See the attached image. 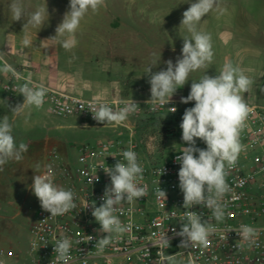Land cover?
<instances>
[{"label": "clouds", "instance_id": "1", "mask_svg": "<svg viewBox=\"0 0 264 264\" xmlns=\"http://www.w3.org/2000/svg\"><path fill=\"white\" fill-rule=\"evenodd\" d=\"M188 3L190 6L182 14L180 27H184L190 37H182L181 55L176 58L175 63L171 59L165 61L166 69L153 72V67L159 63L154 61L153 66H149L145 71L150 84V98L145 103L152 104L153 110L156 106L164 107L169 104L177 90L189 81L191 73L206 68L213 61L211 34L198 30V25L202 18L217 7V0H195V2L190 0ZM104 5L105 0H69L68 10L55 29L56 34L43 41L55 42L57 38H63L60 41L62 47L70 51L78 43L76 32L81 21L90 10L93 13L98 12ZM9 10L13 21H25L23 29L28 26L41 29L49 20L47 3L29 13L25 9L23 0H12ZM31 43L29 38L23 39L24 46H31ZM0 71L12 72L14 76H18L15 69L6 62ZM252 83L243 69L226 62L219 74L211 76L205 72L198 81L192 80L189 94L187 97H181V103L188 104L193 101L195 103L193 107L184 111L180 128L182 141L187 146H183L180 152L182 154L175 158L180 164L179 188L183 193V207L186 209L181 230L175 233L183 238L179 244L180 248H207L210 244L209 237L218 231L210 220H202L200 214L189 209L194 206L205 207L210 210L211 217L218 223L223 222L225 218L227 202L224 196L231 191L226 181L227 169L234 167L243 151L240 133L252 112L241 93L248 92ZM30 84L29 76L28 82L18 89L19 94L24 97L23 103H18L14 107L7 104L12 113L20 114L26 106L36 108L43 106L47 88L43 85L30 86ZM120 103L123 107L114 108L105 102H99L90 105L89 110L92 118L98 123L120 125L140 108L132 98L122 100ZM169 110L171 113L177 111L175 107ZM198 139L206 144V148L197 147ZM27 151L26 143L20 142L17 145L13 135V125L8 116L4 115L0 118V171L9 161L22 160L23 153ZM121 155L123 162L117 160L112 167H101L110 177V185L105 187L104 195L101 197L103 203L99 207L95 202L91 205V214L100 225L97 231L107 234L97 240L95 247L98 253H103L104 249L113 242L114 235L122 236L132 229V224H123L115 214L117 206L124 202L133 204L148 195L147 185L141 184L144 168L138 161L137 153L129 147L128 150L122 151ZM39 168L40 166L37 165V170ZM164 173L163 168L159 170L160 176ZM32 179L31 191L39 200L41 208L49 212L50 216H62L77 207L74 202L76 198L74 190L54 183L51 166H47L45 172L35 174ZM93 179L98 181L99 177L94 175L90 183ZM156 196L163 201L167 199L166 192L160 187L156 190ZM88 206L86 204L85 208ZM233 230L241 237L240 241L249 246L256 245L259 232L264 231L247 224H241L238 229H228V232ZM91 240L93 237L88 236V241ZM75 243L79 244L80 241ZM157 243L162 248L170 245L165 233L160 235ZM72 245L73 241L66 235L56 239L54 252L57 254V264H69L72 260L70 254ZM32 247L35 250L39 249L36 241L32 242ZM181 255V253L164 255L161 251L158 253L159 264H184L182 259H177ZM0 264L3 262L0 261Z\"/></svg>", "mask_w": 264, "mask_h": 264}, {"label": "built area", "instance_id": "2", "mask_svg": "<svg viewBox=\"0 0 264 264\" xmlns=\"http://www.w3.org/2000/svg\"><path fill=\"white\" fill-rule=\"evenodd\" d=\"M15 72L18 76L10 72L8 82L3 84L5 91L12 95L19 94L18 89L28 82L21 71L15 69ZM39 85L41 84L31 80L30 86ZM187 95L174 94L169 104L164 107L156 106L155 110L152 104L145 103L146 100L133 99L140 108L124 123L96 125L97 128H108L117 133V139L98 138L95 144H77L76 162L72 163L54 148L49 165L54 174V183L74 190L77 207L65 215L52 217L41 208L39 202L35 219L30 226L28 257L24 260L17 259L12 264H57L54 244L61 235H66L73 241L70 252L72 260L69 264H159L158 253L161 251L164 255L181 253L178 258L184 264H264V231L259 232L256 245L252 246L242 243L241 237L234 230L228 232V229H238L241 224L264 229V104L256 100H246L252 112L240 133L243 151L234 167L227 169L226 181L231 191L224 196L227 207L223 222L215 221L209 209L194 206L189 210L200 214L202 220H210L218 231L209 237L210 244L207 248L179 247L183 238L175 233L181 230L186 209L183 207V193L179 188L180 164L175 158L182 153L179 150L170 157L161 156L159 144L162 140L158 136L147 134L145 121L139 117L178 115L182 105L194 106V101L181 103V97ZM122 100L128 99H81L47 88L44 104H47L49 112L56 117H80L97 122L92 118L90 105L105 102L114 108L123 107L120 103ZM171 107H175L177 111L171 113ZM132 118H136V122L133 123ZM174 130L175 133L176 129ZM202 144L206 146L203 142ZM129 147L137 153L138 161L144 168L141 184L147 185L148 195L133 204L124 202L117 206L115 214L123 224H132V229L122 236L114 235L113 242L103 253H98L95 247L97 240L107 234L97 231L100 225L91 214V205L95 202L99 207L103 203L101 197L105 187L110 185V177L101 167H112L117 160L123 162L121 153ZM162 168L165 173L160 176L159 170ZM46 170L47 168L42 173ZM94 175L99 179H93L90 183ZM158 187L166 192L165 201L157 198ZM86 204L89 205L87 208ZM162 233L169 239V247L162 248L157 243ZM88 236H92L93 240L88 241ZM33 241L37 242L38 250L33 249ZM0 261L9 264L2 251Z\"/></svg>", "mask_w": 264, "mask_h": 264}, {"label": "crops", "instance_id": "3", "mask_svg": "<svg viewBox=\"0 0 264 264\" xmlns=\"http://www.w3.org/2000/svg\"><path fill=\"white\" fill-rule=\"evenodd\" d=\"M11 3L12 0H0V62L21 71L28 79L30 76L32 81L70 97L104 101L148 100L150 84L146 69L153 66L154 61L159 63L153 67V72L166 69L164 62L168 59L175 63L181 55L182 37H190L187 30L180 27L182 15L175 13L173 8L163 10V0H153V3L139 0L132 6L125 5L123 0H105L96 15L121 20L105 24L95 21L94 15L89 19L85 16L76 32L78 43L68 51L60 42L63 38H57L55 42L43 41L56 34L55 29L61 21L46 22L41 29L32 26L23 29L24 20L13 21L9 10ZM246 15L248 12L240 9L229 15L216 11L213 16L209 12L202 18L198 30L211 34L214 44L225 47L224 53L213 58L215 66L212 70L210 64L191 73L189 81L175 94H189L192 80L198 81L205 72L215 76L226 62H231L253 81L250 90L241 93L245 101L257 102L260 97L264 98L260 80L261 73H264V59L250 46L259 36L260 28L258 23L247 20ZM229 29L238 33L225 40L223 35ZM119 30L133 31L135 37L119 36ZM262 36L264 39V33ZM25 37L30 39L31 46L23 45ZM131 46H138L137 55L132 54ZM228 46L233 47V53L226 50ZM6 76L8 82L10 72L5 73ZM41 125L47 130L75 127L70 121L59 119ZM79 127L83 128V125Z\"/></svg>", "mask_w": 264, "mask_h": 264}, {"label": "rangeland", "instance_id": "4", "mask_svg": "<svg viewBox=\"0 0 264 264\" xmlns=\"http://www.w3.org/2000/svg\"><path fill=\"white\" fill-rule=\"evenodd\" d=\"M123 1L127 6H132L134 2L139 3V0ZM150 1L153 3V0H146L148 3ZM188 2L190 0H163L161 7L166 11L168 8H173L175 13L179 12L178 15H182L190 6ZM191 2H195V0H191ZM45 3H47L49 12V20L47 23L62 21L64 13L68 10L69 0H29V5L27 4V0H23L25 9L29 13L35 11L38 7L45 6ZM158 5L154 6L158 7ZM240 9H245L248 12V15H246L247 20L250 22L253 20L259 25L260 34L253 39L254 43L250 46L253 48V51L264 59V39L262 36L264 33V0H217V7L210 12H212L213 16L216 11L218 13L220 11L227 12L229 15ZM96 14H92L90 10L86 15V19L94 15L95 21H101L105 24L107 22H118V20H121H113V18H107L106 15L100 16ZM237 33V30L229 29L224 33L223 38L227 40ZM117 35L127 38L135 37L134 32L130 30H119ZM214 42L215 40L212 39L213 58L217 55H223V50H225V47H219ZM129 48L133 55H137L138 46H131ZM226 50L233 53L234 49L228 46ZM3 59L6 61L5 57ZM213 63L210 66L211 70L215 66ZM3 66L4 62H0V68ZM262 71L264 72V70ZM7 76L5 77V73L0 71V118L4 115L8 116L9 121L13 125V135L17 145L20 142L28 145V151L23 153L22 160L18 162L11 160L0 171V251L4 253L8 263L12 264L17 259L24 260L28 257L30 226L35 219L39 206V200L31 191L30 186L33 182V176L35 174H41L50 165V154L52 150L56 148L64 157H68L69 161L73 163L77 161V144H95L98 138L105 140L109 137L116 140L117 133H113L108 128H97L96 125L101 123L87 121L80 117H73L74 119L56 117L49 112L47 104H43L40 108L26 106L22 113H12L7 104L14 107L18 103H23L24 97L22 94L12 95L5 91L3 84L7 82ZM260 80L262 81L261 85L263 88L264 73H261ZM257 102L264 104V98L260 97ZM189 107L193 106L182 105L178 115L164 114L161 116L139 117L143 119L142 121H145L144 128L147 134L158 136L162 140L159 144L161 156L170 157L182 149L184 142L182 141L180 124L185 109ZM58 119L70 121L75 126L74 129L66 128L63 130H55L52 128V130H47L41 125L45 121ZM135 120L136 118H132L133 123L136 122ZM175 121H178V123ZM79 125H83V128H80ZM174 129H176L175 133ZM170 134L174 135L168 136ZM57 145H60L62 148ZM197 147L206 148L199 139L197 140ZM37 165L40 166L39 170H37ZM177 259L180 260L178 257Z\"/></svg>", "mask_w": 264, "mask_h": 264}]
</instances>
